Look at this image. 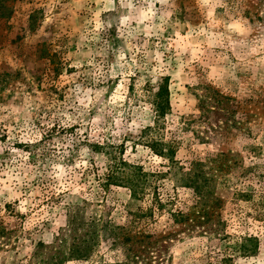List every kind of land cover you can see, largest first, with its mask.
<instances>
[{"label":"clouds","instance_id":"1","mask_svg":"<svg viewBox=\"0 0 264 264\" xmlns=\"http://www.w3.org/2000/svg\"><path fill=\"white\" fill-rule=\"evenodd\" d=\"M22 2L0 264H264V0Z\"/></svg>","mask_w":264,"mask_h":264},{"label":"rangeland","instance_id":"2","mask_svg":"<svg viewBox=\"0 0 264 264\" xmlns=\"http://www.w3.org/2000/svg\"><path fill=\"white\" fill-rule=\"evenodd\" d=\"M27 12V5L22 0H0V20L8 21L9 24H17L19 20L26 23ZM17 147H23V145H17Z\"/></svg>","mask_w":264,"mask_h":264},{"label":"trees","instance_id":"3","mask_svg":"<svg viewBox=\"0 0 264 264\" xmlns=\"http://www.w3.org/2000/svg\"><path fill=\"white\" fill-rule=\"evenodd\" d=\"M8 207H10V206H8Z\"/></svg>","mask_w":264,"mask_h":264}]
</instances>
